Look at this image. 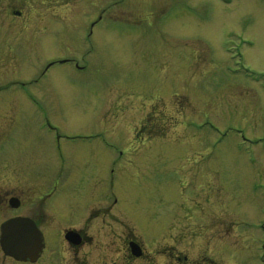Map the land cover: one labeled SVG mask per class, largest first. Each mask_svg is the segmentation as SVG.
Instances as JSON below:
<instances>
[{
    "label": "rangeland",
    "instance_id": "1",
    "mask_svg": "<svg viewBox=\"0 0 264 264\" xmlns=\"http://www.w3.org/2000/svg\"><path fill=\"white\" fill-rule=\"evenodd\" d=\"M79 2L0 0V85L10 82L0 94V224L37 215L8 205L28 173L44 171L38 193H48L61 155L76 172L120 158L137 170L126 181L133 193L120 195L148 260L264 264V0H159L172 12L158 28L139 0ZM108 4L117 6L94 29L100 55L91 54L82 38ZM121 10L142 27L114 21ZM97 133L111 149L94 140L84 146L100 150L72 151ZM113 242L111 263L123 260ZM0 264L31 263L0 248Z\"/></svg>",
    "mask_w": 264,
    "mask_h": 264
},
{
    "label": "flooded vegetation",
    "instance_id": "2",
    "mask_svg": "<svg viewBox=\"0 0 264 264\" xmlns=\"http://www.w3.org/2000/svg\"><path fill=\"white\" fill-rule=\"evenodd\" d=\"M85 1L87 0H80L76 6H81ZM158 1H145L142 4V0H139V3H137V9L140 13L143 12V7H147L150 19L146 20V22L149 28H158L159 25H156V23L161 24L160 27L167 26L168 21L171 20L169 17L171 5L165 3L164 6ZM121 3L124 4L123 0H121ZM116 6L117 4H108L99 10L97 17L91 22L90 33L87 36H83V43L91 45V54L94 52L96 55H100L98 43L95 47L91 44V40L94 38L92 35L94 34V29L103 27L105 20L110 18L109 14ZM128 13L127 10H121V14L114 15L117 18L114 21L141 28L144 22L140 24L136 21L127 20L125 17ZM21 14L22 12H17L16 16H21ZM4 29L5 27L0 26L1 31ZM96 37L104 39L101 35ZM11 45L13 46L12 43ZM8 47L13 49L10 48V41ZM64 60L73 63L76 69L81 72H88L91 69L87 63L81 64L76 57H64ZM1 93L10 94V82L0 85ZM82 140L85 144L80 147H73L72 151L84 153L100 150H93L84 146L87 145V142L91 144V141L94 140L103 144V148L111 149L106 144L110 142L104 133H97L95 137H86L82 138ZM58 147L60 148V145ZM114 149L117 150V148ZM118 150V155L120 157L123 156V150L120 148ZM117 159L118 157L115 160ZM120 160L119 158L116 164L96 163L91 168L76 172L74 169H69L70 164H62L63 155H61L58 171L61 172L60 178L64 177V179L62 181L61 179L60 181L57 180L56 186L51 191L41 194L38 193V189H41L46 181L44 171L39 170L34 173V176L28 173L29 178L26 179L27 183L24 185L23 195L16 196L13 193L8 200V205L10 201V212H18L25 209L37 212V215L16 213L10 218L23 216L35 221L42 231L45 241L40 260L47 256L48 259H53L54 263L51 261V264H159L146 258L143 244L137 239L136 234H138V231H142V227L130 228L126 223L125 219L128 218L132 211L130 212L126 208L120 192L122 194L131 191V187L126 181H130L133 173L137 170L132 169L134 168L133 166L130 167L131 169H125L123 165L119 166ZM130 193H133V191ZM131 206L135 208L134 202L131 203ZM121 218L123 222L125 220V223L121 224L120 222L118 224L120 225L119 227H112L111 221L118 222ZM129 218L130 221L133 220L131 215ZM111 240L114 241L113 244H118L121 247L119 251L123 252V260L109 262ZM179 256L178 254L175 257L172 256L173 260L170 264H220L187 263L188 257L182 259ZM66 258L68 259L66 260ZM144 260H148V263H142Z\"/></svg>",
    "mask_w": 264,
    "mask_h": 264
},
{
    "label": "water",
    "instance_id": "3",
    "mask_svg": "<svg viewBox=\"0 0 264 264\" xmlns=\"http://www.w3.org/2000/svg\"><path fill=\"white\" fill-rule=\"evenodd\" d=\"M0 246L6 256L17 261L36 262L44 247V237L33 220L17 217L0 225Z\"/></svg>",
    "mask_w": 264,
    "mask_h": 264
}]
</instances>
